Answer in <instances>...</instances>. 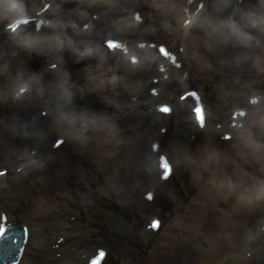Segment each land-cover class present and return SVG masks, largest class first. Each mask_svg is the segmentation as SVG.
<instances>
[{
    "label": "rangeland",
    "instance_id": "rangeland-1",
    "mask_svg": "<svg viewBox=\"0 0 264 264\" xmlns=\"http://www.w3.org/2000/svg\"><path fill=\"white\" fill-rule=\"evenodd\" d=\"M32 1L0 0V176L9 164L20 174L0 184V218L39 226L25 264H44L35 251L43 250L47 261L52 250V243H40L44 225L35 214L42 212L51 215L50 238L60 242L57 264H86L96 252L107 254V264H264V201L251 203L247 194L264 181V150L256 147L264 145V32L250 23L264 12L261 0H211L201 14L184 10L185 0H46L64 16L40 32L29 27L10 34L6 26L30 15ZM140 4L146 17L158 19L153 34L134 24ZM235 6L240 20L230 22ZM187 15L192 22L183 25ZM91 22L86 35L84 25ZM226 23L235 30L221 26ZM110 37L122 42L124 59L90 54L89 39L105 49ZM159 44L181 53L184 70L174 68L172 54L159 73L162 66L153 63ZM131 59L146 63L133 65ZM190 86L208 108L205 129L195 123L194 102L185 107L188 102L181 101ZM152 89L159 94L152 96ZM46 95L49 103L62 97L65 105L45 113L40 140L60 137L64 145L35 155L30 148L39 143L31 132L39 124L25 125L31 106L48 107ZM255 95L254 106L248 101ZM22 96L28 99L17 107ZM163 104H170L174 116L158 112ZM239 110L246 117L233 120ZM68 111L104 119L84 131L81 143L73 139L80 122L69 130L58 119ZM220 122L222 131L216 129ZM225 134L232 139L226 141ZM163 157L178 167L169 181L161 179ZM218 161L222 165L212 171ZM81 167L94 180L85 202L81 194L73 197L75 173L80 178L75 169ZM155 218L162 227L158 234L146 229ZM66 221L80 229L69 231ZM45 228L47 238L51 231ZM251 236L253 251L244 255ZM222 237L232 243L222 248Z\"/></svg>",
    "mask_w": 264,
    "mask_h": 264
},
{
    "label": "clouds",
    "instance_id": "clouds-1",
    "mask_svg": "<svg viewBox=\"0 0 264 264\" xmlns=\"http://www.w3.org/2000/svg\"><path fill=\"white\" fill-rule=\"evenodd\" d=\"M262 6H264V0H261ZM208 23L211 25L212 30L216 31V25L212 24L211 21H208ZM251 26L259 28L262 32H264V12L255 15L252 17ZM224 28H228L230 30H235V25L232 23H226L224 25H221ZM27 91V89H25ZM58 119L68 127L69 130L73 129L77 122H80L81 129L77 133H73V139L80 141L81 143L85 142L86 137L83 135L84 131L87 130L89 126L92 127H100L102 125V121L104 118L101 117H95V116H87L86 114H78L75 112H60L58 115ZM256 147L260 150H264V145H256ZM237 187H239L237 185ZM248 195L251 196L250 202H260L264 201V181L258 182L257 185L250 188L248 190ZM237 199L240 198V194L236 193Z\"/></svg>",
    "mask_w": 264,
    "mask_h": 264
},
{
    "label": "snow or ice",
    "instance_id": "snow-or-ice-1",
    "mask_svg": "<svg viewBox=\"0 0 264 264\" xmlns=\"http://www.w3.org/2000/svg\"><path fill=\"white\" fill-rule=\"evenodd\" d=\"M201 7H203V5H201ZM109 46H112L111 44ZM179 66V65H177ZM192 95H197L196 93H192ZM182 99H186L187 97H181ZM160 111L164 112V113H170L172 111V108L167 107V106H163L160 108ZM196 115H197V120L200 124L201 127H204L206 124V116H205V110L203 107H197L195 109ZM243 114V113H241ZM224 139L226 140H231V136H225ZM63 143L62 140H56L55 142V146L59 147L61 144ZM157 147V146H156ZM163 163H162V169H163V175L161 176V179L164 181H168L170 179V177L173 175V167L170 165V163L167 162L166 157H163ZM147 199L148 200H152L153 199V194L151 192H149L147 194ZM151 227L153 229H158L160 227V221L159 220H153L151 222ZM5 230H3L2 232H0V237H3ZM101 256L104 255L103 252L100 253ZM93 264H96V261H93Z\"/></svg>",
    "mask_w": 264,
    "mask_h": 264
},
{
    "label": "bare ground",
    "instance_id": "bare-ground-1",
    "mask_svg": "<svg viewBox=\"0 0 264 264\" xmlns=\"http://www.w3.org/2000/svg\"><path fill=\"white\" fill-rule=\"evenodd\" d=\"M92 43H93V42H92ZM93 44L95 45V48H96L97 50H99V51H103V49H101V48L99 47V44H95V43H93ZM44 99H45V104H50L47 95L44 97ZM57 103H58V104H61V105H64L63 102H62V100H60V99H59V101H58ZM51 105H52V108H53V109H55V108L57 107V104H56V105L51 104ZM12 175H13L14 177L17 176L16 173H13ZM30 176H31V175H30ZM30 176H29V177H30ZM29 177H28V178H29ZM5 181H8L7 178L0 179V184L3 183V182H5Z\"/></svg>",
    "mask_w": 264,
    "mask_h": 264
}]
</instances>
